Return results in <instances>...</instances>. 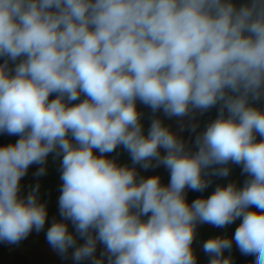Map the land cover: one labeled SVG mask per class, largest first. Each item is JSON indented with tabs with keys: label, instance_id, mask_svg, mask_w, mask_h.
<instances>
[{
	"label": "clouds",
	"instance_id": "obj_1",
	"mask_svg": "<svg viewBox=\"0 0 264 264\" xmlns=\"http://www.w3.org/2000/svg\"><path fill=\"white\" fill-rule=\"evenodd\" d=\"M0 58V133L19 136L0 146V242L44 229L40 186L23 195L21 180L54 154L61 219L46 239L62 258L197 264V225L239 219L233 237L203 243L207 264H233V241L264 264V0H0ZM137 102L153 113L147 134ZM217 106L191 144L155 115ZM118 146L131 165L109 158ZM232 164L242 187L187 202ZM161 165L168 184L137 169Z\"/></svg>",
	"mask_w": 264,
	"mask_h": 264
},
{
	"label": "rangeland",
	"instance_id": "obj_2",
	"mask_svg": "<svg viewBox=\"0 0 264 264\" xmlns=\"http://www.w3.org/2000/svg\"><path fill=\"white\" fill-rule=\"evenodd\" d=\"M235 3L240 4L243 0H234ZM0 63H3V58H0ZM56 95L53 94L49 99H55ZM264 103V102H262ZM137 108L142 115V124L144 133L147 134L148 129L153 118V113L150 108L137 102ZM218 112V106L213 107L207 112L201 114L199 112L194 113L191 116L184 117L183 119H178L176 117L166 118L162 113L158 112L155 115L159 116L164 120V123L168 125L173 131H176L184 140L191 144L196 133L191 131V125H198L197 132L204 129L207 123L215 119ZM183 125L184 131L180 132L179 129ZM9 143H15L19 136L8 135L6 133H0V137L5 136ZM161 154L165 153L163 148L160 149ZM99 154V153H97ZM109 158L115 157L117 161L121 164L131 165V156L127 150L122 146L113 152L107 154ZM61 158L55 157L54 154H49L46 162V174L42 176H36L40 165L33 164L29 167L27 174L22 178V194L26 195L28 191L31 190L36 184H39V197L41 202H47V212L48 218L45 227L40 232L32 231L29 236L19 242L18 244H7L5 242H0V264H75L71 259V249L69 250L68 258H62L57 252H55L51 246L48 244L46 239L47 228L52 223L53 218L60 220L58 200L60 196V186L62 181L61 176ZM231 173L226 178L221 177H210L212 183L203 192L192 191L186 189V199L189 204L192 203L197 198H207L214 191L217 185H227L230 181L236 182L238 187H242L246 174H242V167L240 165H230ZM140 175L145 177L159 175L161 177V182L163 184H168L170 182V171L163 165L155 168H149L144 170L137 166ZM254 207V206H253ZM241 221L238 219L230 225L224 228L215 227L208 223H202L197 225V236L194 242V249L197 256V264H207L209 256L203 251V243L209 238L216 236H226L233 237L236 227ZM69 230L74 231V229L69 224ZM225 256H231L233 264H252L255 257L252 255H243L233 241V246L230 251L226 250ZM81 264H88L87 261L81 262Z\"/></svg>",
	"mask_w": 264,
	"mask_h": 264
},
{
	"label": "trees",
	"instance_id": "obj_3",
	"mask_svg": "<svg viewBox=\"0 0 264 264\" xmlns=\"http://www.w3.org/2000/svg\"><path fill=\"white\" fill-rule=\"evenodd\" d=\"M81 99H83V96L81 97ZM79 101H73V102H71L72 104H75V103H78ZM8 144V139H7V137H6V135L5 136H2V137H0V146H4V145H7ZM186 196H187V194H186ZM83 241H80V243H82Z\"/></svg>",
	"mask_w": 264,
	"mask_h": 264
}]
</instances>
